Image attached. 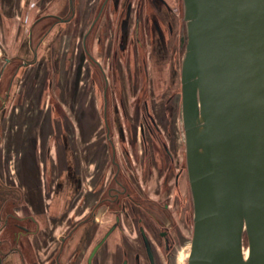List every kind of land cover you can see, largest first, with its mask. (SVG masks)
Listing matches in <instances>:
<instances>
[{"label": "water", "instance_id": "water-1", "mask_svg": "<svg viewBox=\"0 0 264 264\" xmlns=\"http://www.w3.org/2000/svg\"><path fill=\"white\" fill-rule=\"evenodd\" d=\"M152 2L153 74L181 105L193 204L185 264H264V0ZM140 233L150 264H159L157 246Z\"/></svg>", "mask_w": 264, "mask_h": 264}, {"label": "flooded vegetation", "instance_id": "flooded-vegetation-1", "mask_svg": "<svg viewBox=\"0 0 264 264\" xmlns=\"http://www.w3.org/2000/svg\"><path fill=\"white\" fill-rule=\"evenodd\" d=\"M42 1L43 0L36 1L38 7L41 6ZM152 1L153 0H87L85 13L88 19L86 28L79 31L75 36L76 39L78 37L80 42V55H82V53L86 55V84L90 85L93 83L91 90L95 93L97 90L96 87L101 85L102 96L100 95V97L103 101V109L98 112V118L94 124V126H96L92 135L96 138V141L88 149V162L91 161L92 163H96L97 166L95 174L91 175L90 183H93L94 186L89 190L90 192L88 191L86 194V200L83 199L82 201L80 197H77L73 199L70 208V211L72 212L74 210V212L72 214V225L69 234L74 235L79 228L86 225L89 227L91 226L90 229L92 231L93 224L96 229L95 231H97L96 237L99 234L101 235L100 239L97 241L95 240L92 242L89 238L85 243V247L89 246L90 248L85 264H89L88 260L94 247L101 242V246L98 248L92 261V264H100V253L101 251L106 252L108 250V237L114 233L115 230H120L122 232L124 243L128 240V238L127 240L125 238L126 235L123 233L124 231L121 230V223L117 221L118 216L123 218L126 212L129 216L134 214L136 220L134 227L139 237L141 236L140 229L144 227L149 239L153 242L152 244L157 246L159 255L163 253V261L160 260L161 262L159 261V264H172L173 262L170 259V255L171 249L173 248L171 247L177 248V238L175 237V240H172L174 231L169 230L170 227L175 225V221L172 217V213L169 211L167 214V211L174 202L181 200L182 204L187 201V198L182 195V187L185 181L188 184L189 180L185 151L184 162L182 165L180 164V166H177L178 163H181L180 159L177 157L178 148L176 147L175 149L177 150L175 151L172 147L173 143L177 145V143L180 142L179 138L173 136V133L170 135L168 132H165L164 135L160 127V122L162 123L163 120L168 124L169 131H171L174 125L173 102L176 97V92L174 93L171 90V86L168 84L163 85L158 83V85H156L155 83L151 58V48L152 46L154 47L151 29L152 24H154L153 15L155 14V6L152 5ZM30 2L31 0L27 1V8L29 5L32 7L33 5L35 6V4L32 3V5ZM79 3H81L80 0H68V5L65 6V9L68 11L60 14L59 8L58 11L55 12L56 14L53 12L43 14L44 10L40 17L35 18V20L33 19L30 23V20L27 21V15H25L23 25L27 27L28 22L29 29H26L27 32L25 34L27 37L25 36L23 41L27 40L32 44V40L36 38V42L34 43L33 49L32 45L31 49H27V51L23 48L24 46L21 47L22 52L26 55L24 58H21L22 62L19 61L18 63V59L15 56L11 58L13 60L11 62L15 63V70H11L12 76H14L13 73L15 74L16 70L20 72L23 68L29 67L27 72L36 69V73L38 71L37 74L41 72V69L47 68L48 65H46V63V66L42 64V61L45 60H41L38 51L41 50L44 42L50 38L56 26L70 25L71 23H77V21L81 20L82 13L81 7L78 5ZM29 9L30 8L26 10L25 8V12L22 11V16L25 13L28 14ZM44 18L51 20V22H48L45 26H50L48 28L50 30L46 31L44 27H42L39 31H36L37 22H40V19ZM125 20L126 22H124ZM124 28H127V33L129 35L125 44L123 43L124 37L122 35ZM24 29L25 28H23L22 31ZM71 29L73 30V27ZM37 34L41 35L38 37ZM93 43H102L100 60L96 58L93 49H91ZM123 47L125 50H123L124 57L123 54H121ZM127 47L129 49L128 51ZM141 48L143 51H146L144 57H142ZM182 51L183 49H181L180 54H182ZM79 53L78 59L80 58ZM126 57L128 58L127 65L126 62L125 64L123 62ZM51 60L52 58L50 57V61ZM26 61L29 62L27 65L25 63ZM4 63L6 62L4 61ZM74 64L76 63H72L71 66L74 67ZM77 64L79 65V63ZM119 68H121L122 73L119 72ZM158 70H162V66L159 67ZM73 73L74 72H72V74ZM82 76L85 77L84 75ZM67 77L71 79L70 81L75 91L76 77L74 78L71 74H68ZM12 80V84H14L16 78L14 77ZM80 86L81 84L78 87L80 88ZM49 89L55 92L56 87L54 88V85H52ZM169 90H171L172 93H170L169 99L163 104L165 111L161 115V104L158 106L154 99H157L156 97L161 96V94L162 96L166 95ZM9 95L10 94H8V98L10 97ZM6 96L5 93L4 101L7 99ZM6 107L7 106L4 108L2 107V109L0 107V115L4 112ZM179 108H181L180 104ZM156 113H158V116ZM179 113L181 114V109H179ZM133 120H135V123ZM97 122H99V127H97ZM112 129L114 134H112ZM138 144H140L144 150V156L141 157L140 161L138 156L134 157V155L130 153L131 151L133 153L135 152L134 150L139 146ZM77 145L79 147L78 143ZM131 147H134V150ZM119 148L123 150V157L131 154V157L135 158L136 161L141 164L142 161H146L147 159H149L150 162H156L154 164L151 163V166L156 168L155 170L160 167L157 163L162 165L161 167L165 169L163 185L165 191H167V196H165L164 199L159 203H154L152 199L149 200L147 197H145L147 202L141 199L142 192L145 193H143L144 195H148L144 181L139 182V176L138 179L135 178V172L137 169L139 170L141 168L138 163H136V167L132 166L129 160L122 163L119 157ZM129 148L131 151L128 150ZM161 153L162 156L160 155ZM147 155H149V157ZM73 162H75L76 165V157H73ZM66 166L67 168L71 167L69 158L67 159ZM70 169L71 168L67 169V171H69V175L72 177L71 179L76 184H79V180H76L74 176L76 173L74 170L70 171ZM153 170L152 168L151 171ZM95 181L97 184L96 186L94 184ZM98 185H101L100 189L97 188ZM131 188H134L133 191H131ZM122 196L124 197L123 199ZM186 204L187 203H185L184 206H186ZM177 206H179V203H177ZM180 207L183 208V205H180ZM129 210H132V212ZM168 215H170L172 221H169ZM96 216H98V218L94 219ZM77 217H80V219H76ZM107 220H109V222L105 224ZM169 222H173L172 225H170ZM116 224L117 228L112 229ZM111 229V234L107 238H104ZM134 248L135 246H126L125 244L122 245L121 248L118 247L119 254L117 257L118 259L120 258L119 264H124L125 260H127V264H141L140 253L136 254L133 258L134 260L131 261L132 254L130 252ZM112 254H115V252ZM110 257L114 260L113 255ZM58 259H60V255L57 256V260ZM73 259L75 261L78 259L76 253H74Z\"/></svg>", "mask_w": 264, "mask_h": 264}, {"label": "crops", "instance_id": "crops-1", "mask_svg": "<svg viewBox=\"0 0 264 264\" xmlns=\"http://www.w3.org/2000/svg\"><path fill=\"white\" fill-rule=\"evenodd\" d=\"M27 1L29 0H0V41L8 45L6 36L4 37L3 33V30L7 27L5 19L7 15L9 16L8 19L16 16L20 19L21 23L19 22L20 25L17 28V38L15 34L14 46L17 47V42L21 40L19 42V50L24 46L23 48L26 51L27 49H31V45L32 49L34 48V40H32V44L27 40L23 41L25 35L22 38V33L19 32L22 31L23 28H25L24 31L29 29L28 22L27 27H24L23 25L25 15H27V21H29L34 18L32 17L34 12L35 14L37 12H42L43 9L51 3V5L55 7L53 13L57 12L60 8L59 12L61 14L68 11L65 9V6L69 4H67L68 0H43L41 6L38 7V4L31 0L30 3L35 4L36 8L33 4V7L29 5V13H25L22 16V11L25 12V8L28 10ZM80 2L81 3L78 5L81 7V20L77 21V23H71L76 34L86 28V22L88 19L85 13L87 0H80ZM154 10L156 12L157 9L154 7ZM40 20V22H37V26H41L44 23V20L49 21L47 18ZM124 22H126V20ZM13 27L14 26H12V28ZM123 30V43L125 44L129 35L127 33V28H124ZM62 33L63 32L61 31L59 36L55 35V37L47 44L45 41L43 45H47V49H43L42 46L41 50L38 52L41 60L45 58L44 56L47 51L51 52L50 57L52 58L51 61L54 69H58L60 72L62 66L63 71H67V75L71 74L74 78L76 77V92L70 81L71 79L61 85V87L60 82H58V86H54V88L56 87L55 93L61 95L59 99L56 96V100L63 104L65 110L68 109L69 111H67V118L65 117L64 119L59 120L62 125H65V121L67 124L66 126L71 127L68 128V130H63V132L60 133L58 128L55 127V122L58 119L52 112H50L49 117H44V115L41 116L40 114L37 115L38 118L36 116L29 117L30 114L28 112L30 109L28 107L26 108V106H28L30 102L23 101L26 98L23 97L24 89L21 90V88H23L21 83H23L24 78L22 72L25 69L23 72L24 75L29 67L23 68L21 74H17L19 77H17V75H10V77H8L5 69L12 63L11 61H13L11 59L14 56L12 52L9 56L6 55L2 59L3 63L4 61L6 62L4 63L5 65L0 64V98L1 94L6 93L7 95V99H5V101L3 99L0 107L2 109V107L4 108L5 106H8L2 113L4 116L2 117V114L0 115V264H85L90 249L89 246L85 247V243L89 238L94 242L101 237L100 234L96 237L97 231H95L96 229L93 224L92 231L90 229L91 226L89 227L86 225L79 228L74 235L69 234L72 225V214L74 212V210L72 212L70 211L73 199L80 197L82 201L83 199L86 200V194L94 186L93 183H90L91 175L95 174V172H92L93 169H91L93 163L91 161L88 162V149L96 141V138L92 135L96 126H94V124L97 121L98 112L103 109V101L100 100L93 102L86 97L84 103H80V95L85 91L82 92L81 86L80 88L78 86L80 84L82 85L84 78L82 75L87 78L86 55L84 53L80 55L79 53L80 42L78 37L77 39L75 37L72 41L65 43L62 35L67 33ZM70 46H73L72 49H70ZM101 47L102 43H93V45H91L94 55L99 60L102 52ZM151 49L152 63H155L160 55L159 49H154L153 46ZM123 50L124 47L121 51V54H123L124 57L125 50ZM128 50L127 47V51ZM78 53L80 55L79 59ZM5 54H8V52ZM25 56L26 55H24V52L21 50V56L19 57L24 58ZM15 57L19 60L18 53L15 54ZM127 59L128 58L126 57V59H124L125 61L123 60L124 64L126 62V65ZM74 62L76 64H74L75 66L73 67L71 64ZM25 63L27 65L29 62L26 61ZM77 63H79V65ZM154 63L153 69L155 70V67L157 66ZM72 72L74 73L72 74ZM119 72L122 73L121 68H119ZM14 77L17 82H19V87L17 86L18 89L13 88L12 79ZM4 79L5 85L2 87V81ZM155 83L158 85L157 78H155ZM96 89V93L100 90L102 94L101 85L97 86ZM15 93L20 94V99L18 100L19 102L15 103L13 108V104L9 101L12 100V96L14 97ZM8 94H10L9 98ZM101 94H98L100 99ZM161 96H157V99L154 100L158 106L161 104L160 109L162 115L165 111L163 104H165L166 99H164L165 95L162 96V98ZM86 100H89V102ZM176 101L177 96L173 102L174 125L171 131H169V126L166 121L163 120L162 123L160 122V127L164 135L165 132L172 135L174 130L178 135L180 131L179 122L181 125L182 120L181 114L179 113L180 108H177L179 107V102L177 103ZM10 103L11 107L9 112H7ZM51 106L53 105L51 104ZM77 109L81 111L80 116L73 117L72 113L75 115L74 111H77ZM94 110L95 112L93 115ZM19 112L24 115L25 120L27 121V124L24 125V127L27 126L25 132L21 129V124L15 120V116H13V114H18ZM156 115L158 116V113H156ZM98 123L99 122H97V125ZM97 127H99V125ZM60 134H63V141L65 143L64 158L66 162L63 161L64 168L61 167L62 155L59 144ZM52 140L53 142H50ZM47 142H50L49 145ZM77 143L79 144V147ZM138 145L140 148L137 147V151L134 150V147H131L135 151L134 153L130 148L128 150L131 151L130 153L133 154L134 157L138 156L140 161L141 157L144 156V150L140 144ZM67 148L69 155L76 157V165L75 162H73L74 165L69 168H71L70 171L74 170L76 173L74 176L76 180H79V184H76L71 179L72 177L69 175V171H67V169H69L66 166L67 159L69 158L67 155ZM118 150L122 163L129 160L132 163V166L136 167V163H138L141 168L139 170L137 169L135 172V178L138 179L139 176V182L144 181L146 192L148 194L144 195L145 193L142 192L141 199L146 201L145 197H147L149 200L152 199L154 203H159L164 199L165 196H167V191H165L163 185L165 169L161 167L162 165L157 163L160 167L155 170L156 168L151 166V163L153 162H150L149 159L142 161L141 164L140 162H137L135 158H132L131 154L123 157V151L121 152L120 149ZM82 151L84 152V155L81 154ZM160 155L162 156V153ZM147 156L149 157V155ZM82 163H84L83 166H81ZM82 167H84V169H82ZM152 168L154 169L153 171H151ZM82 170H84V173L81 172ZM94 184L95 186L97 185L96 181ZM97 218L98 216L94 219ZM76 219H78V217ZM135 221L134 214L132 216L125 214L121 220V229L125 230L123 233L126 234L128 238L127 245H131L132 247L135 246L130 252L132 254L131 261L134 260L133 258L136 254L140 253L141 264H150L146 257V251L142 245L141 238L134 227L136 223ZM108 222L109 220L105 221V224ZM122 239L123 234L120 230H115V232L108 237V250L106 252L101 251L99 259L100 264H119L120 258L118 259L117 257L119 254L118 247L121 248L122 245L125 244L124 239ZM114 252L115 254H112ZM74 253L78 256L76 261L73 259ZM58 255H60V259L57 260ZM112 255L114 256V260L110 257Z\"/></svg>", "mask_w": 264, "mask_h": 264}, {"label": "rangeland", "instance_id": "rangeland-1", "mask_svg": "<svg viewBox=\"0 0 264 264\" xmlns=\"http://www.w3.org/2000/svg\"><path fill=\"white\" fill-rule=\"evenodd\" d=\"M33 1L36 2V0H33ZM179 2H181V0H179ZM51 4L49 6H46L43 9V11L45 10L43 14H49V12L51 13L54 11L55 7H53ZM34 7L36 8V6H34ZM42 12H40V13L37 12L36 14L34 12L33 16H32L34 18H32L29 21V23L32 22L33 19L35 20V18L40 17ZM181 14L182 13L180 12L178 15V20H175L172 18L173 19L172 23L176 24L175 27L177 28V30H180L181 25H183ZM8 18H9V16L7 15V17L5 19V23H6L7 27L5 30H3L4 37L6 36L8 45H6L5 43H2L0 41V56H1V61H0L1 63L0 64L1 65L4 64L2 62V59L6 55L9 56L11 54V52L14 54V56H15V54L18 53V58L21 61V58L19 57V56H21V50H19V45H20L19 42L21 40L19 42H17L18 48L16 46H14L15 34H16V38H17V32H18L17 28L21 22H20V19L16 16L12 17L10 19H8ZM48 22H51V20L50 19H49V21L44 20V23L41 26H37L36 31H39L42 27H44V30H46V31L50 30V29H48L50 26L45 27L48 24ZM12 26H14V27L12 28ZM71 28H72L71 24L70 25H60V26L58 25V26H56L53 33L50 35V38H48L46 40V44L49 43L55 37V35L59 36L61 34V31L63 33H67L65 35H62L64 37L65 43H67L68 41H72V39H74L76 36V32L74 30H72ZM19 32H22V38H23L24 34L27 31L23 30V31H19ZM37 35L39 37L41 34H37ZM25 36H27V35L25 34ZM0 38H1V35H0ZM35 42H36V38H34V43ZM46 46L47 45H43V49H47ZM72 47L73 46H70V49H72ZM18 50H19V52H18ZM4 52L5 53L8 52V54H5ZM145 52L146 51H143L141 48L142 57H144L146 55ZM45 53H46V50H45ZM44 57H45L44 58L45 61H42V64L45 65V63H46V65H48V66H47V68L44 67L45 69H41V72L39 74H37L38 71L36 73V69H34L33 71H29V72L24 73V75L22 72V76H24V78H23V83H21V85L23 86V88H21V90L24 89L23 90V97L26 98L23 101L30 102V104L28 106H26V108L28 107L30 109V112H28L30 114V116H34V117L36 116L37 117V115L40 114L41 116L44 115V117H49L50 112H52L55 115V117H57V119H58L55 122V124H56L55 127H57L61 133V132H63V130H68V128H71L70 126H66L67 124L65 121H64L65 125H62L59 121L60 119H64L65 117L67 118L68 109L65 110L63 104L59 103L56 100V96L59 99L61 95L59 93L56 94L55 92H53L52 89H49V88L52 85L58 86L59 80L61 83L60 84V87H61V85L66 83V81H68L69 78L67 77V71H63L62 66H61L60 72L58 69L57 70L54 69L52 61H50V52L47 51V53L45 54ZM19 60L17 61L18 63H19ZM5 70H6V74L8 75V77H10V75H12V71L15 70V63L12 62L11 64H9ZM17 74H21V70H20V72H18V70H16L15 74L13 73L14 76H16ZM17 77H19V76L17 75ZM84 78H83V82L81 85L82 86L81 91L82 92L85 91V92L83 94L81 93V95H80L81 96L79 99L80 103H84V100L86 97H88L89 100H92L93 102L102 100V98L100 99L99 95H98V94H101V91L98 90V92H100V93L93 92L91 90V86L93 83H91L90 85H87L86 79L84 80ZM4 85H5V79L2 81L1 86L4 87ZM17 86L19 87V82H17V80H15L14 84H13V88L18 89ZM14 89H12V90L15 91ZM19 90H20V88H19ZM171 90L174 93L176 92V90H173V89H171ZM171 90L167 91V94L164 96V99H166V101L169 99V96L171 95L170 93H172ZM4 97H5V94H1L0 105L3 102ZM13 98H14V100H13ZM19 99H20L19 93L18 94L15 93L14 97L12 96V100H10L9 102H11L13 104V108H14L15 103L19 102L18 101ZM89 100H86V101L89 102ZM11 103L9 105V108L7 109V112H9V110H10ZM51 104L53 106H51ZM24 106H25V104H24ZM177 108H179V107H177ZM5 110H6V108H5ZM80 112L81 111L79 109H77V111H74L75 115L72 113V116L73 117L74 116H80ZM94 112H95V110L93 111V113ZM109 114H110V112H109ZM1 116L3 117L4 115L2 114ZM13 116H15V120L21 124V129L24 130V132H25L27 126L24 127V125L27 124V121L25 120L24 115L19 112L18 114H13ZM133 121L135 123V120H133ZM110 123H111V120H110ZM179 126H180L179 127L180 131H179L178 135L176 134L175 130L172 132L173 136H176L177 138H179V141H180L179 143H177L178 146L174 145V143L172 146L175 151L177 150L175 148L176 147L178 148L177 157L180 159L181 163H178L177 166H180V164L182 165V163L184 162V151H185L184 133H183V129H182V123L180 125V122H179ZM112 134H114L113 129H112ZM50 142H53V140ZM49 143H48V145H49ZM59 144H60V152L62 155L61 167L64 168L63 165H64V162H66V160L64 158L65 143L63 141V134H60V136H59ZM119 149L121 152L123 151L122 148H119ZM81 154L84 155V152L82 151ZM122 154L124 155V153H122ZM83 165H84V163L81 164V166H83ZM82 169H84V167H82ZM91 169H93L92 172H95V169H97L96 163L92 164ZM81 172L84 173V170H82ZM100 187H101V185L97 186L98 189H100ZM133 189L134 188H131V191H133ZM182 192H183L182 195L187 198V201L183 202L182 204H181V200H178L174 203L172 202L173 204L170 205V208L167 211V214L169 211L172 213V217L174 218V221H175L174 222L175 225H173V227L169 228V230L174 231V235L172 234V240H175V237H176L177 238L176 240L178 242L177 248L171 247V248H173V249H171V255H170V259L173 262L172 264H185L187 262V259L189 256L190 245H191V239L193 236V215H192L193 207H192V201H191L192 197H191V193H190V189H189V183L187 184L186 181L182 187ZM123 198L124 197L122 196V199ZM177 203H179V206H177ZM185 203H187L186 206H184ZM180 205H183V208H181ZM129 211L132 212V210H129ZM168 217H169V221L170 220L172 221L170 215H168ZM78 218H80V217H78ZM169 223H170V225H172L173 222H169ZM180 250H181V252H180ZM162 254L163 253H161V255ZM177 256H179V257H177ZM161 257H162V261H163V255Z\"/></svg>", "mask_w": 264, "mask_h": 264}, {"label": "trees", "instance_id": "trees-1", "mask_svg": "<svg viewBox=\"0 0 264 264\" xmlns=\"http://www.w3.org/2000/svg\"><path fill=\"white\" fill-rule=\"evenodd\" d=\"M183 53H184V49H183V51H182V54H181V56L183 55ZM165 82V81H164ZM246 243V242H245ZM247 244V243H246Z\"/></svg>", "mask_w": 264, "mask_h": 264}]
</instances>
